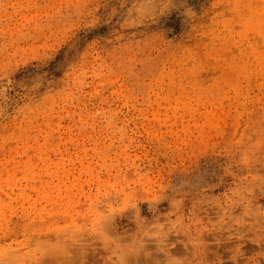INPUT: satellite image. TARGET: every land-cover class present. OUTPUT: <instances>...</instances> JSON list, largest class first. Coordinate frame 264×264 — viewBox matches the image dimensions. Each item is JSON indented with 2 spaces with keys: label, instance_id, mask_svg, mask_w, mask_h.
I'll return each mask as SVG.
<instances>
[{
  "label": "rangeland",
  "instance_id": "374dc122",
  "mask_svg": "<svg viewBox=\"0 0 264 264\" xmlns=\"http://www.w3.org/2000/svg\"><path fill=\"white\" fill-rule=\"evenodd\" d=\"M0 264H264V0H0Z\"/></svg>",
  "mask_w": 264,
  "mask_h": 264
}]
</instances>
